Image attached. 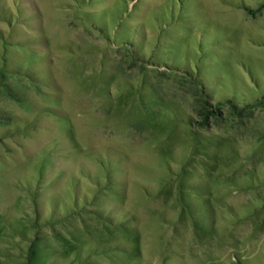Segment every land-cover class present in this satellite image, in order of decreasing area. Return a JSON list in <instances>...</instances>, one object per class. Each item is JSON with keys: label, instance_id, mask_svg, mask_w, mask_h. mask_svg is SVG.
Listing matches in <instances>:
<instances>
[{"label": "rangeland", "instance_id": "1", "mask_svg": "<svg viewBox=\"0 0 264 264\" xmlns=\"http://www.w3.org/2000/svg\"><path fill=\"white\" fill-rule=\"evenodd\" d=\"M115 1L0 0V264H264V0Z\"/></svg>", "mask_w": 264, "mask_h": 264}, {"label": "trees", "instance_id": "2", "mask_svg": "<svg viewBox=\"0 0 264 264\" xmlns=\"http://www.w3.org/2000/svg\"><path fill=\"white\" fill-rule=\"evenodd\" d=\"M80 1H83V0H80ZM119 6L120 5H118V6L116 5V1H115L112 3L110 8L101 9V11H99L98 15L100 17H103V16H105V14H108L109 18H110L109 21L111 22V24H114L115 26L120 25L119 23L124 22L125 17H126V13L129 10L128 9V0H124V8L121 9ZM119 10H120V14L118 15L117 13ZM160 12H161L160 14L157 13V15L155 14L154 16L157 20H160V21L162 20L161 21L163 24L162 26L164 27V25L169 23V21H168L169 20V14L165 10L164 11L160 10ZM123 25H124V27L121 28L123 31L122 30L120 31V33H119L120 35L122 34V35L127 36V34H130V35L131 34L135 35V33L137 34V32L134 29H132V28L130 29L125 24H123ZM141 39H143V38H141ZM169 43H167L165 45H169ZM209 112H211L210 109L208 111H206L205 113L208 114Z\"/></svg>", "mask_w": 264, "mask_h": 264}]
</instances>
